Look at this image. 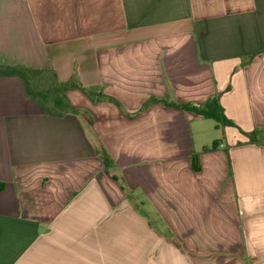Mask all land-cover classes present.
<instances>
[{
    "label": "crops",
    "instance_id": "crops-1",
    "mask_svg": "<svg viewBox=\"0 0 264 264\" xmlns=\"http://www.w3.org/2000/svg\"><path fill=\"white\" fill-rule=\"evenodd\" d=\"M263 48L264 0H0V65L128 113L218 98L236 124L204 145L203 116L79 90L55 118L0 78V264H264Z\"/></svg>",
    "mask_w": 264,
    "mask_h": 264
},
{
    "label": "trees",
    "instance_id": "trees-1",
    "mask_svg": "<svg viewBox=\"0 0 264 264\" xmlns=\"http://www.w3.org/2000/svg\"><path fill=\"white\" fill-rule=\"evenodd\" d=\"M261 52H264V48ZM255 55L248 58L249 63ZM18 77L22 80L27 97L39 107L42 112L50 117L62 118L66 115H80L82 111L77 109L67 96L70 90H79L86 95L93 103L111 102L115 104L124 116L128 118H135L140 114L149 110L153 105H162L171 107L185 112H193L207 119H213L224 126L236 127V124L229 120L224 114L223 109L219 104L218 98H213L206 103L196 105L192 103H177L165 99L152 97L147 100L142 108L136 113H128L122 103L113 96L104 92L102 86L87 87L83 85L77 76H73L70 80L62 82L59 80L56 71L53 68L41 69L32 68L22 65H0V78ZM249 141L254 144L263 142L264 130L255 129L250 133L244 132ZM220 147V141H215L210 147H206L205 151H215ZM99 156L102 160L106 171L110 174L116 168V163L108 152V150L101 145L99 149ZM193 167L195 171H200L199 156L194 155Z\"/></svg>",
    "mask_w": 264,
    "mask_h": 264
},
{
    "label": "rangeland",
    "instance_id": "rangeland-1",
    "mask_svg": "<svg viewBox=\"0 0 264 264\" xmlns=\"http://www.w3.org/2000/svg\"><path fill=\"white\" fill-rule=\"evenodd\" d=\"M200 126L202 128V131H200V134H202L199 141L204 145H209L214 139H221L222 137V129L223 125L220 123L221 127L220 129L216 130V126L218 125L217 121L213 119H202L199 121ZM264 138V135H262Z\"/></svg>",
    "mask_w": 264,
    "mask_h": 264
}]
</instances>
